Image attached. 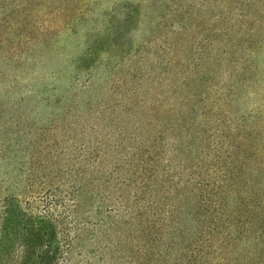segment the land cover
Instances as JSON below:
<instances>
[{"label": "rangeland", "instance_id": "1", "mask_svg": "<svg viewBox=\"0 0 264 264\" xmlns=\"http://www.w3.org/2000/svg\"><path fill=\"white\" fill-rule=\"evenodd\" d=\"M0 6V213L71 206L64 264H190L192 190L257 178L227 158L264 129V0Z\"/></svg>", "mask_w": 264, "mask_h": 264}, {"label": "trees", "instance_id": "2", "mask_svg": "<svg viewBox=\"0 0 264 264\" xmlns=\"http://www.w3.org/2000/svg\"><path fill=\"white\" fill-rule=\"evenodd\" d=\"M6 1L0 0L1 5ZM9 4L12 5L10 1ZM11 12L12 9L9 14ZM258 18L262 17L259 15ZM261 23L262 31L257 39L260 38L262 45L254 53V65L247 84H244L245 92L254 88L257 56L264 50V18ZM259 135L256 154L238 148L237 159L227 158L238 164L229 169L230 175L243 176V168L248 166L256 179L233 180L229 177L223 183L214 184L209 192L192 190L191 216L197 225H206L205 231L207 229L204 232L203 229L196 230L195 226L193 236L196 239L202 232L208 239L194 247L190 264H264V179H261L264 177V129ZM255 156L258 161L253 165ZM59 207L66 209L68 217L73 214L71 206L56 203L48 197L37 205H23L16 197L3 199L0 264H64L72 230L68 229L71 222L67 219L59 221L55 216Z\"/></svg>", "mask_w": 264, "mask_h": 264}]
</instances>
